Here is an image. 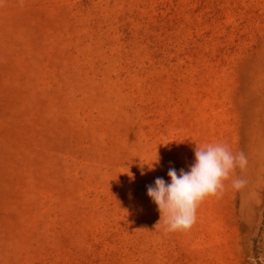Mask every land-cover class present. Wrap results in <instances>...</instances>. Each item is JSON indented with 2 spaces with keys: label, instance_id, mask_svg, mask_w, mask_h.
Returning <instances> with one entry per match:
<instances>
[{
  "label": "rangeland",
  "instance_id": "1",
  "mask_svg": "<svg viewBox=\"0 0 264 264\" xmlns=\"http://www.w3.org/2000/svg\"><path fill=\"white\" fill-rule=\"evenodd\" d=\"M210 143L247 165L167 231ZM0 264H264V0H0Z\"/></svg>",
  "mask_w": 264,
  "mask_h": 264
},
{
  "label": "clouds",
  "instance_id": "2",
  "mask_svg": "<svg viewBox=\"0 0 264 264\" xmlns=\"http://www.w3.org/2000/svg\"><path fill=\"white\" fill-rule=\"evenodd\" d=\"M194 156V163L187 171L180 169L178 174L175 168L168 170L170 183L158 177L154 185L147 186V195L156 204L160 220L164 219L167 231L190 229L196 221L199 203L222 190L223 181L229 178L235 168L243 169L247 165V158L243 152L233 155L222 144L196 146ZM158 163L159 156L157 160L145 164L149 170H154ZM244 183L242 179L233 181L237 189Z\"/></svg>",
  "mask_w": 264,
  "mask_h": 264
}]
</instances>
